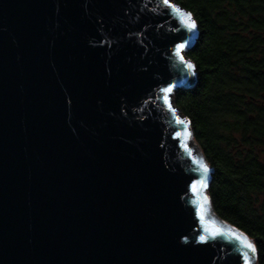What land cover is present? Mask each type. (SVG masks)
Instances as JSON below:
<instances>
[{"label":"water","instance_id":"water-1","mask_svg":"<svg viewBox=\"0 0 264 264\" xmlns=\"http://www.w3.org/2000/svg\"><path fill=\"white\" fill-rule=\"evenodd\" d=\"M198 36L163 0H0V264H257L162 99Z\"/></svg>","mask_w":264,"mask_h":264},{"label":"trees","instance_id":"trees-1","mask_svg":"<svg viewBox=\"0 0 264 264\" xmlns=\"http://www.w3.org/2000/svg\"><path fill=\"white\" fill-rule=\"evenodd\" d=\"M199 36L186 52L196 83L174 94L176 108L213 169L210 204L252 240L264 264V0H173Z\"/></svg>","mask_w":264,"mask_h":264},{"label":"snow or ice","instance_id":"snow-or-ice-1","mask_svg":"<svg viewBox=\"0 0 264 264\" xmlns=\"http://www.w3.org/2000/svg\"><path fill=\"white\" fill-rule=\"evenodd\" d=\"M163 3L165 4V6L172 9L175 13H177L179 15L182 22H184V26L188 29V31H190V32L196 31L197 24H196L195 20L191 17L190 13L184 11L179 6L173 4L171 2V0H163ZM185 47H186L185 44L177 45L178 50L184 49ZM177 55L179 56L181 63L186 67V69L190 72V74L195 75V65L188 62L185 59L184 55H180L179 51L177 52ZM174 88H175V85H169L167 87L162 88L161 91L164 93V96L162 97L163 102L168 106L169 110L173 113V115H176V110L173 108L171 100H170V96H169V94L173 91ZM176 119L180 123H184V121L180 120V117L178 115H176ZM188 135L190 136L191 133H188ZM201 167L203 168L204 172L209 171L207 165L202 164ZM198 183H200L202 187L204 186L202 181H198ZM201 218L203 219V217H201ZM213 238H215V237L213 236ZM235 239L240 241L243 244V246L249 250V252H251L252 254H255L256 247L250 240H248L246 237H241L239 235H236ZM199 241L201 243H208V238L206 236H200ZM244 257H245L246 264H247V261L249 258V253H247V252L244 253Z\"/></svg>","mask_w":264,"mask_h":264},{"label":"rangeland","instance_id":"rangeland-1","mask_svg":"<svg viewBox=\"0 0 264 264\" xmlns=\"http://www.w3.org/2000/svg\"><path fill=\"white\" fill-rule=\"evenodd\" d=\"M171 1H173V0H171ZM186 52H187V50L182 51L181 54L184 55V56H186ZM177 90H179V88L173 89V91L171 92V96H170V100H171L172 106L175 109H177V108H176L175 102H174V94H175V92ZM178 115L180 116L181 119H184L185 118L182 114H180L179 111H178ZM190 129H191V126H190ZM191 134H192L193 144H195L198 147V149L201 151V153L203 154V151L201 150V148L198 146L197 142L194 139L192 129H191ZM257 155H258L260 161H264V148L261 149V150H259L257 152ZM203 157H204V155H203ZM204 159H205V157H204ZM255 199H256V203L259 204V206H257L258 208H256L257 209V212L259 213V215H262L263 212L261 211L262 210L261 207L264 208V194H262V193L259 194L258 193L257 195H255Z\"/></svg>","mask_w":264,"mask_h":264},{"label":"flooded vegetation","instance_id":"flooded-vegetation-1","mask_svg":"<svg viewBox=\"0 0 264 264\" xmlns=\"http://www.w3.org/2000/svg\"><path fill=\"white\" fill-rule=\"evenodd\" d=\"M262 194H264V193H262Z\"/></svg>","mask_w":264,"mask_h":264}]
</instances>
